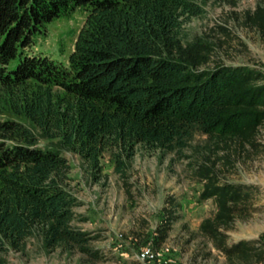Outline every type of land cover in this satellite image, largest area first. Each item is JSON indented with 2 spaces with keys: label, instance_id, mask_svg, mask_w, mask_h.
Returning a JSON list of instances; mask_svg holds the SVG:
<instances>
[{
  "label": "trees",
  "instance_id": "1",
  "mask_svg": "<svg viewBox=\"0 0 264 264\" xmlns=\"http://www.w3.org/2000/svg\"><path fill=\"white\" fill-rule=\"evenodd\" d=\"M78 8L86 17L67 64L32 52L46 23ZM203 11L197 0H0V264L34 235L49 249L102 257L74 223L79 200L63 148L80 155L97 180L105 153L123 172L138 144L183 148L199 132L223 150L256 145L264 71L211 66V42L185 41L186 21ZM247 21L264 33V4ZM25 121L60 146H43ZM197 175L200 199L216 204L200 231L231 264L262 262L264 238L228 242L250 187L222 182L214 162Z\"/></svg>",
  "mask_w": 264,
  "mask_h": 264
},
{
  "label": "rangeland",
  "instance_id": "2",
  "mask_svg": "<svg viewBox=\"0 0 264 264\" xmlns=\"http://www.w3.org/2000/svg\"><path fill=\"white\" fill-rule=\"evenodd\" d=\"M197 2L204 11L186 21L184 40L202 37L211 42V66L250 65L264 71V33L247 21V15L264 0ZM85 17L78 8L46 23L34 36L32 52L67 64ZM25 123L43 146H60ZM62 153L72 165L70 184L79 200L74 223L90 233V247L102 257L64 247L49 249L40 235H34L23 251L9 254V264H231L200 231L202 220L214 215L216 204L213 199H200L203 182L197 171L213 162L222 182L244 184L251 191L244 217H238L228 230V242L264 238V124L255 146L233 143L231 149L223 150L199 132L183 148L138 144L134 155L125 159L123 172L105 153L97 180L80 155L65 148ZM226 154L230 162L223 158ZM144 247L158 256L143 260ZM256 264H264V259Z\"/></svg>",
  "mask_w": 264,
  "mask_h": 264
},
{
  "label": "bare ground",
  "instance_id": "3",
  "mask_svg": "<svg viewBox=\"0 0 264 264\" xmlns=\"http://www.w3.org/2000/svg\"><path fill=\"white\" fill-rule=\"evenodd\" d=\"M158 255L153 251L150 247H144L140 253V257L144 260L145 257H153L156 258ZM152 262V261H151Z\"/></svg>",
  "mask_w": 264,
  "mask_h": 264
},
{
  "label": "built area",
  "instance_id": "4",
  "mask_svg": "<svg viewBox=\"0 0 264 264\" xmlns=\"http://www.w3.org/2000/svg\"><path fill=\"white\" fill-rule=\"evenodd\" d=\"M155 258L153 257H145V260H154Z\"/></svg>",
  "mask_w": 264,
  "mask_h": 264
}]
</instances>
